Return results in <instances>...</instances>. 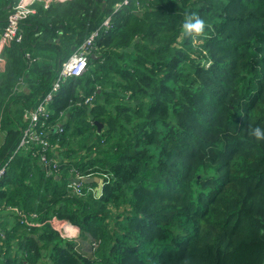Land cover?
<instances>
[{
  "label": "trees",
  "instance_id": "1",
  "mask_svg": "<svg viewBox=\"0 0 264 264\" xmlns=\"http://www.w3.org/2000/svg\"><path fill=\"white\" fill-rule=\"evenodd\" d=\"M119 1L34 3L2 50L0 166L95 32L86 69L49 104V146L17 152L0 180V264H264V141L249 134L264 129V0ZM186 11L203 38L181 35ZM76 173L101 180L78 194Z\"/></svg>",
  "mask_w": 264,
  "mask_h": 264
},
{
  "label": "built area",
  "instance_id": "2",
  "mask_svg": "<svg viewBox=\"0 0 264 264\" xmlns=\"http://www.w3.org/2000/svg\"><path fill=\"white\" fill-rule=\"evenodd\" d=\"M62 2L66 0H11L10 2V13L7 17L6 23L4 27L0 30V62L3 59L2 50L4 46L9 45L12 42H19L23 37V32L19 24L25 19L31 12L34 11L33 4L41 3L44 7L49 6L54 2ZM129 0H121L114 5L115 9L121 8L123 5L127 4ZM136 5L139 3L136 1ZM109 17H106L102 25H108ZM95 32L90 34L85 40H83L71 53V55L61 64L58 73L55 79L52 82V85L48 92L37 102V104L29 110L26 117V124L22 130L21 136L19 138L18 145L13 153L9 156L7 161H5L0 166V180L2 179L5 170L7 168L8 162L13 158V156L19 152L20 150H28L30 151L31 144H38L43 149H46L49 146V140L47 138L48 132L45 130V119L47 115L50 113L49 104L52 101L53 96L59 90L62 82L69 77H76L83 73V71L87 67L88 55H89V47L92 42V38ZM2 55V56H1ZM29 58V53L26 54ZM93 100V96H88L85 99V102L91 104ZM40 161L47 168L48 161L45 153H40ZM90 177V175H80L76 173L73 176V181H71L68 186L72 188V190L78 194L82 193L81 181L83 178ZM92 177V176H91ZM101 179L99 178V181ZM99 189L97 187H87L86 192L91 191L94 195L99 194ZM2 207L0 208L1 211ZM7 210L13 211L16 213L21 221L26 222L29 225H38L40 222L30 221L27 219L26 215H24L17 207L8 206ZM50 225L57 230L62 236L65 237H74V233L69 232V228L71 225L69 222L65 220H59L55 216H52L46 219ZM74 227V226H73ZM0 236H2V232H0Z\"/></svg>",
  "mask_w": 264,
  "mask_h": 264
},
{
  "label": "clouds",
  "instance_id": "3",
  "mask_svg": "<svg viewBox=\"0 0 264 264\" xmlns=\"http://www.w3.org/2000/svg\"><path fill=\"white\" fill-rule=\"evenodd\" d=\"M208 25L196 11H186L180 23V33L183 37L189 39L203 38L206 35ZM201 42L203 40L201 39ZM249 134L257 141H264V129L257 126L251 128Z\"/></svg>",
  "mask_w": 264,
  "mask_h": 264
},
{
  "label": "crops",
  "instance_id": "4",
  "mask_svg": "<svg viewBox=\"0 0 264 264\" xmlns=\"http://www.w3.org/2000/svg\"><path fill=\"white\" fill-rule=\"evenodd\" d=\"M1 3H3V2L1 1ZM7 6H9V4H7V5L5 3L3 5L0 4V30L4 27V25L6 23ZM3 59L4 60H2L0 62V71H3L6 67V60L4 57H3ZM0 140H1V137H0ZM73 233H74V237H77L78 233H79V229L77 227H75V230L73 231Z\"/></svg>",
  "mask_w": 264,
  "mask_h": 264
},
{
  "label": "water",
  "instance_id": "5",
  "mask_svg": "<svg viewBox=\"0 0 264 264\" xmlns=\"http://www.w3.org/2000/svg\"><path fill=\"white\" fill-rule=\"evenodd\" d=\"M74 48V47H73ZM95 124L97 125V129L99 130L100 127L102 126L101 123L95 121ZM83 181L84 182H92V181H95V182H99V178L97 176H90V177H86V178H83Z\"/></svg>",
  "mask_w": 264,
  "mask_h": 264
},
{
  "label": "rangeland",
  "instance_id": "6",
  "mask_svg": "<svg viewBox=\"0 0 264 264\" xmlns=\"http://www.w3.org/2000/svg\"><path fill=\"white\" fill-rule=\"evenodd\" d=\"M74 230H75V227L70 226V228H69V232L72 233ZM83 247H84L85 249L88 248V247H87V244H86L85 246H83Z\"/></svg>",
  "mask_w": 264,
  "mask_h": 264
},
{
  "label": "bare ground",
  "instance_id": "7",
  "mask_svg": "<svg viewBox=\"0 0 264 264\" xmlns=\"http://www.w3.org/2000/svg\"><path fill=\"white\" fill-rule=\"evenodd\" d=\"M19 26H20V24H19ZM80 174V173H79ZM80 175H82V174H80Z\"/></svg>",
  "mask_w": 264,
  "mask_h": 264
}]
</instances>
